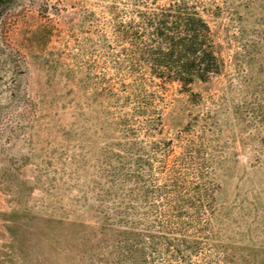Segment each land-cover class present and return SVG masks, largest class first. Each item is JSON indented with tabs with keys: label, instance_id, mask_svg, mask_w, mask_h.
<instances>
[{
	"label": "rangeland",
	"instance_id": "obj_1",
	"mask_svg": "<svg viewBox=\"0 0 264 264\" xmlns=\"http://www.w3.org/2000/svg\"><path fill=\"white\" fill-rule=\"evenodd\" d=\"M207 1L221 9L218 19L208 20L224 69L194 87L202 107L177 94V86L143 93L152 130L145 120L127 126L144 137L156 185L161 177L197 173L184 159L191 157L182 150L188 141L223 155L216 232L252 264H264V126L249 111L256 93L264 100V86L249 89L250 80H261L256 65L236 58L262 35L264 0ZM136 4L6 0L0 12V264H124L125 225L108 219L115 204L108 176L113 147L125 145V99L133 101L126 97L131 77L121 34L141 9ZM19 93L25 107L18 106Z\"/></svg>",
	"mask_w": 264,
	"mask_h": 264
},
{
	"label": "trees",
	"instance_id": "obj_2",
	"mask_svg": "<svg viewBox=\"0 0 264 264\" xmlns=\"http://www.w3.org/2000/svg\"><path fill=\"white\" fill-rule=\"evenodd\" d=\"M132 1L141 9L134 13L137 16L125 20V33L121 35L125 38V76L131 77L126 97H133V101L128 104L125 99V145L113 147V168L108 176L115 204L107 218L118 226L125 225L120 262L252 264L248 256L239 255L234 244H226L216 232L224 200L223 179L217 172L224 164L223 155L217 157L211 147L188 141L182 150L191 157L184 159L192 162L197 173L187 178L161 177L162 182L156 185L150 178L153 157L144 137L138 129L127 126L130 120L136 124L145 120L152 130V122L147 119L150 106L140 101L143 93L177 86V94L186 96L193 107H202L200 92L194 87L210 84L224 69L220 46L208 20L220 17V6L207 0H167L162 5H157L159 0ZM242 49L236 58L245 60L248 67L256 65L261 78L250 80L249 89H259L264 86V30L258 41ZM255 95L258 101L250 102L249 111L255 125L264 126V100L259 93ZM17 102L25 107V96L19 93ZM243 115L235 112L236 118L245 123ZM183 129L182 133L188 132L186 126ZM209 165L213 169L204 173Z\"/></svg>",
	"mask_w": 264,
	"mask_h": 264
},
{
	"label": "flooded vegetation",
	"instance_id": "obj_3",
	"mask_svg": "<svg viewBox=\"0 0 264 264\" xmlns=\"http://www.w3.org/2000/svg\"><path fill=\"white\" fill-rule=\"evenodd\" d=\"M5 5H6V0H0V12L4 8Z\"/></svg>",
	"mask_w": 264,
	"mask_h": 264
}]
</instances>
